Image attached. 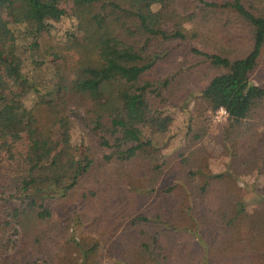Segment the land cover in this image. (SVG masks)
<instances>
[{"label": "trees", "instance_id": "1", "mask_svg": "<svg viewBox=\"0 0 264 264\" xmlns=\"http://www.w3.org/2000/svg\"><path fill=\"white\" fill-rule=\"evenodd\" d=\"M58 1L0 0V63L27 88L0 83V149L27 140L24 169L0 164V264H264V186L241 182L264 183V16L251 0H73L56 35ZM168 42L203 78L179 99L152 88L181 79L156 78ZM62 51L75 60L49 64Z\"/></svg>", "mask_w": 264, "mask_h": 264}, {"label": "rangeland", "instance_id": "2", "mask_svg": "<svg viewBox=\"0 0 264 264\" xmlns=\"http://www.w3.org/2000/svg\"><path fill=\"white\" fill-rule=\"evenodd\" d=\"M57 5L59 6L60 11L62 12L63 17L60 20L55 21L56 23V29H58L59 33L54 31L56 35L62 34L61 31L68 30L72 26H74L75 20L71 18L72 14V7H73V0H59L57 2ZM247 7L256 13L261 14L264 16V8L258 4L256 0H251L248 2ZM76 27V26H75ZM77 34L80 36L81 32L77 28ZM166 50L162 51L161 54V60L158 62L157 67L155 68V75L156 78H161L163 80V77L174 74L177 72V70L181 71V79L179 80H173L172 86L168 87L158 84L157 82H152V88H156L167 94H172L174 96H177L178 99L180 98L181 93H187V92H193L194 89L197 88L199 84V80H202L203 78L199 79L200 73L199 68L194 67V61L195 59L191 57V53L189 51V44L183 43L180 48H178V45L175 42H168L166 45ZM161 51V49H159ZM76 56L72 52L62 51V53L59 56H53L51 57L49 64L52 66L55 65V63L69 60L73 62L75 60ZM179 68V69H178ZM25 71L29 74L30 77H32L33 73L35 72L32 69L31 65H27L25 67ZM204 73V72H203ZM204 77V76H203ZM255 81L264 80V67L259 69L257 73L254 76ZM5 82L9 84L16 92L22 93L26 91V85L23 81L20 80V78L16 75L14 69L7 63L3 62L0 63V83ZM174 87L175 91L172 93L170 90ZM30 97V96H29ZM172 108V107H167ZM140 114V113H139ZM139 114H134V117H138ZM210 120L213 125L219 124V123H225L227 121H216L214 119V116H211V112L209 111ZM186 119L187 115L184 114L183 111L177 110L175 112V119L171 124V131L170 133H180L185 131L186 126ZM74 132H76L77 138L76 141L79 144V150H83L86 148V144H84L83 141V133L81 132V128L79 124H76L74 127ZM14 148L10 152H7L5 150L0 149V164L3 165L4 169L3 171L9 172V173H16L20 172L21 169L25 168V153L27 148V140L26 137L22 135H18L14 139ZM204 145L208 148L210 152V157L208 159V165L212 171L215 173L221 172L223 170V167L225 164H227V153L224 149V146L221 143H218L217 141H214V139L211 136H207L204 139ZM226 153V154H225ZM226 166V165H225ZM241 182L244 184L246 189V194L248 198L251 196V188L254 184H261L264 186V183L262 180L257 181L253 176H247L241 179ZM257 206L264 205H259ZM254 208L253 206L251 207ZM106 262V261H105ZM107 264H109V260H107Z\"/></svg>", "mask_w": 264, "mask_h": 264}, {"label": "built area", "instance_id": "3", "mask_svg": "<svg viewBox=\"0 0 264 264\" xmlns=\"http://www.w3.org/2000/svg\"><path fill=\"white\" fill-rule=\"evenodd\" d=\"M214 119L216 120V121H223V120H226V119H228V112H227V110L224 108V107H221V108H219L218 110H216L215 112H214Z\"/></svg>", "mask_w": 264, "mask_h": 264}]
</instances>
